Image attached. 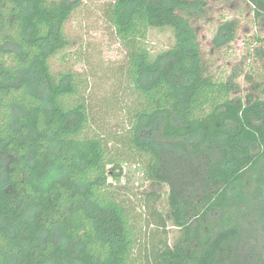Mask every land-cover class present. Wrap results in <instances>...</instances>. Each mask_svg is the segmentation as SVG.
Returning <instances> with one entry per match:
<instances>
[{
  "label": "trees",
  "instance_id": "1",
  "mask_svg": "<svg viewBox=\"0 0 264 264\" xmlns=\"http://www.w3.org/2000/svg\"><path fill=\"white\" fill-rule=\"evenodd\" d=\"M243 1L264 67V0ZM208 6H106L126 51L111 124L56 61L75 5L0 0V264H264V75L242 95L239 73L208 71ZM239 28L221 21L212 46ZM154 29L173 42L155 50Z\"/></svg>",
  "mask_w": 264,
  "mask_h": 264
},
{
  "label": "rangeland",
  "instance_id": "2",
  "mask_svg": "<svg viewBox=\"0 0 264 264\" xmlns=\"http://www.w3.org/2000/svg\"><path fill=\"white\" fill-rule=\"evenodd\" d=\"M75 9L65 25L72 46L56 59L59 66H70L84 74L90 81L88 97L94 111L111 124L116 123L112 115L117 112L116 96L124 82L126 51L119 43L113 28L105 20L106 6L113 0H69ZM234 1V6L231 2ZM228 18H238L240 28L235 41L221 49L211 44L218 24ZM200 41L205 64L217 78H228L239 73L237 81L242 95L250 83L246 74L261 79L263 63L254 50L260 42L254 25L250 6L243 0H209L206 18L199 21ZM150 41L159 50L173 42L170 30L154 29ZM140 189L147 186V183Z\"/></svg>",
  "mask_w": 264,
  "mask_h": 264
}]
</instances>
